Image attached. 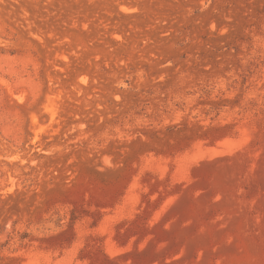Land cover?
Masks as SVG:
<instances>
[{"label": "rangeland", "instance_id": "1", "mask_svg": "<svg viewBox=\"0 0 264 264\" xmlns=\"http://www.w3.org/2000/svg\"><path fill=\"white\" fill-rule=\"evenodd\" d=\"M12 230L0 264H264V0H0Z\"/></svg>", "mask_w": 264, "mask_h": 264}, {"label": "trees", "instance_id": "2", "mask_svg": "<svg viewBox=\"0 0 264 264\" xmlns=\"http://www.w3.org/2000/svg\"><path fill=\"white\" fill-rule=\"evenodd\" d=\"M243 113H244V109L239 107L237 115H243ZM25 182H26V180H25ZM49 222L52 223L53 221L51 220ZM60 223H61V220L56 219V220H54L53 224L57 228H62L63 225ZM42 226H43V224H41V222L36 223V224H34L35 228H33V230L35 229L36 231H39L40 227H42ZM28 236H29V233H27L26 231L19 232V231L12 230L7 241L4 244L0 245V248L1 249H7L8 251L12 250L13 247H18Z\"/></svg>", "mask_w": 264, "mask_h": 264}]
</instances>
